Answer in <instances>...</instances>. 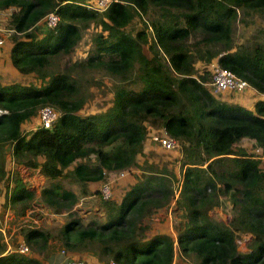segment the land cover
<instances>
[{
    "label": "trees",
    "instance_id": "16d2710c",
    "mask_svg": "<svg viewBox=\"0 0 264 264\" xmlns=\"http://www.w3.org/2000/svg\"><path fill=\"white\" fill-rule=\"evenodd\" d=\"M95 3L0 0V11L14 9L9 59L22 80L0 83L6 204L22 216L36 197L11 164L39 169L41 203L54 214L72 213L79 200L62 180L100 197L98 185L124 173L118 199L100 198L104 221L71 218L61 228L67 251L91 264H176L178 255L195 264H264V160L255 158V149L264 153V96L246 106L211 86L220 67L264 95V44L235 47L232 28L239 12L264 17V0H116L102 11L84 5ZM50 12L59 21L42 28ZM89 27L87 58L59 69ZM76 66L117 81L102 110L86 109ZM45 106L59 114L50 128L39 121ZM155 135L173 139L175 148ZM226 202L228 224L209 215ZM170 205L180 217L175 231L160 215ZM244 234L251 235L249 251L240 252ZM17 237L14 245L22 239L29 252H6L0 230V264H45L47 231Z\"/></svg>",
    "mask_w": 264,
    "mask_h": 264
},
{
    "label": "rangeland",
    "instance_id": "374dc122",
    "mask_svg": "<svg viewBox=\"0 0 264 264\" xmlns=\"http://www.w3.org/2000/svg\"><path fill=\"white\" fill-rule=\"evenodd\" d=\"M232 28L234 33L233 44L235 47L249 46L255 42H260L264 44V17L259 13L239 12L238 17L235 20ZM94 32H95L94 27H89L88 30H85V32L82 33V38L80 42H78V44L76 45L73 53L70 56H64L60 59L59 69H61V67H64L65 65L68 67H72L74 65L73 62L87 58L89 50L92 48V42L90 40L91 37L94 35ZM11 34L12 35L8 37L9 39L7 38V42H10L11 36L15 35L14 33ZM1 55H4V52L3 54L1 53ZM0 67H1L0 83H9L16 81L15 77L13 78L10 77L11 68L8 67L7 64L1 65ZM50 69L51 67L48 69V71ZM73 72L77 74V77H80L78 78V80H81V91L84 97L86 98V109L89 111H96V110H102L105 106H107V103H109L110 100L109 98L111 97L110 93L113 90L112 89L113 85L116 84L117 81L107 76L103 72L81 70L77 66L75 67ZM27 78H29L31 82L35 81L33 80L34 78L33 75H30ZM35 82L37 85L41 83V81L39 80ZM223 93H225L233 102H235V99H238L235 96V94L232 93L230 94V92H223ZM256 95L257 94L255 93H244L241 94L239 98L241 102H243V104H246V106H250V104H252L255 101ZM10 168H11L10 173L18 172L25 185L28 188L35 190L36 195H39L41 187L43 186L44 183H46L45 178L40 177L41 174L39 171H36V169L28 170L27 168H23L22 166L13 165V164H11ZM182 171H183L182 166L179 165L178 166L179 177L181 176ZM107 181L111 182L110 184H111L112 196L115 199H118V195L120 193V189L122 188V185L120 184L121 182L119 183V179H117V175L112 176ZM61 182L65 188L78 193L79 200L75 204L72 213L63 212L60 214H54L48 211H42L40 209V206H44V205L41 203V201L37 203V197H35V200L31 203L32 206H34L33 212L39 211L43 216L42 223L36 224L35 226H37V228L34 229L47 231L51 235L50 241L52 242L48 245V248L45 250L46 254H49L45 264H69L70 262L79 259H81L84 264H91L90 260L82 257L80 251H73L71 253L67 251L64 247H62L61 242L58 240V235L64 224L67 221L71 220V218L79 220L83 225H87L94 220L104 221L106 213H105V208L100 200L101 196L99 197V194L98 196L97 195L84 196V194L80 191V187L78 186L77 183L69 179L62 180ZM101 184L98 185V189L101 186ZM114 185L116 186V189H114ZM112 189H114L115 191L114 193ZM175 190L178 192V187H176ZM8 191L9 188H4V184L0 185V199H1L0 218L3 220L5 219L4 210L9 208V205L6 204L5 202ZM215 210H217V212H214ZM215 210L211 212V214L214 215L216 213V215H220L221 219L223 218L220 221L228 222L229 219L231 220L232 215L229 206L218 207ZM26 213L27 212H25V214ZM169 213L171 219V229L175 231V228L178 227L180 217L178 215V212L174 209V207L170 209ZM13 214L18 215L16 214L15 210L12 211V215ZM5 224L6 223H4L3 226L4 233H2V235L3 237H5L6 242L13 245V247L15 246L14 239L17 240L16 238H18L16 235H19L23 231L30 229V228L27 229L21 228L18 229L17 233L15 231L14 234H12L10 227L11 221L9 220V218L7 221V225ZM12 235L13 237H10ZM242 239L244 238L241 236V238L237 240V246L241 245L243 247V245L246 244V242L244 243V240ZM17 243L19 244L21 242L18 241ZM247 247L249 248V246ZM178 256L180 257L178 258ZM178 256L177 258H175L176 264H195V261L191 257H186V256L183 257L181 255Z\"/></svg>",
    "mask_w": 264,
    "mask_h": 264
},
{
    "label": "built area",
    "instance_id": "2783aa9c",
    "mask_svg": "<svg viewBox=\"0 0 264 264\" xmlns=\"http://www.w3.org/2000/svg\"><path fill=\"white\" fill-rule=\"evenodd\" d=\"M116 0H96L95 4H84L85 7L91 8L94 10L102 11L106 9L112 2ZM59 21V17L55 12L48 13L43 18V24L47 28H54ZM13 33V30L10 28L0 29V48L5 44L7 35ZM211 86L214 93H220L224 91H233V92H242L250 87L246 80L236 76L233 72L228 69L214 67ZM59 114L49 106H45L40 110L39 121L44 128H50L58 118ZM154 140L160 142V144L166 149H174L176 143L173 139L165 136H153ZM255 158H259L261 161L264 160V153L260 149H255ZM119 177H123L124 173L118 174ZM111 182L107 181L101 184L100 186V195L102 199L107 200L111 198ZM4 233V230L1 231ZM16 251L19 253L29 252V248L24 243H19L13 247V245L7 243L6 252ZM69 264H84L82 261L76 260L72 261ZM110 264H115L111 262Z\"/></svg>",
    "mask_w": 264,
    "mask_h": 264
},
{
    "label": "crops",
    "instance_id": "0c3cea01",
    "mask_svg": "<svg viewBox=\"0 0 264 264\" xmlns=\"http://www.w3.org/2000/svg\"><path fill=\"white\" fill-rule=\"evenodd\" d=\"M13 10H14L13 8H10V9L4 10V11H0V29L8 28L9 15H10V13ZM38 25H40L42 28H44L43 20H41ZM10 35H12V34H10ZM10 35H7L6 40H5V44L0 49V66L7 64V66L11 68L10 69V74H11L10 77H12V78L15 77L16 78V81H13V82H17V80L22 81L21 78L19 77V75L17 74V72L12 67L10 61H9L10 60L9 59V50H10V46H11L12 42L11 41L7 42V38ZM3 52H4V55H1V53L3 54ZM7 81H9V80H7ZM3 84H6V83H3ZM251 89L252 88L249 87L248 89H246V90H244L242 92H235V96L238 98V101L241 102L239 96H241V94H244V93H255V94H257L255 98H260V97L264 96V95H262L260 93L259 94L256 93L255 90H253V89L251 90ZM37 169H36V171H39V169L38 170ZM23 170H26V169H23ZM28 170H33V169H28ZM126 176H127L126 174L123 177H119L117 175V179H119V183L121 182L120 183L121 185H124L127 182L126 179H127L128 176L127 177ZM40 177L44 178L42 175H40ZM36 197H37V203H39L41 201L40 195H36ZM0 201H1V199H0ZM222 206H224V207L229 206L230 209H231V204L229 202H226L225 204H223V205H221L219 207H222ZM30 207H31V209L29 208L28 209L29 211L27 210L26 211L27 213L25 215H22V216L14 215V214L12 215V211L13 210L10 207L7 208L6 210H4V215H5V219L6 220L5 219L3 220V219L0 218V230L3 231L4 223H6L5 225H7L8 218L11 221L10 227H11L12 234H14L15 231L17 233L18 229H21V228L22 229H27V228L34 229V228H37V226H35V225L38 224V223H42V219H43L42 217L43 216L41 215V213L39 211L38 212H33L34 206H32V204H30ZM171 208H173L172 205H170L164 212L160 213V215H164V216L167 217V221L166 222H167V227L169 228V230L171 229V219H170V213H169ZM216 208H218V207H216ZM216 208H214L212 211H210L209 215L211 217L215 218L216 220L220 221V220L223 219V218L221 219L220 215H216V213L214 215L211 214V212H213ZM0 209H1V206H0ZM40 209L42 211H48L50 213H53L50 209H48L45 206H40ZM214 212H217V210H215ZM0 214H1V211H0ZM9 216H11V217H9ZM154 220L157 221L158 218H155ZM229 222H230V219H229L228 222H225V223L228 224ZM36 230H38V229H36ZM10 237H13V235L10 236ZM242 237L244 238L242 240H244V243L246 242V244H244L243 247L241 245L237 246V250L240 251V252H247V251H249V248L247 246H248V243L250 242L251 235L250 234L249 235L248 234H244V235H242ZM14 241H15V239H14ZM18 241L23 243L22 239H18ZM51 242L52 241L49 240V243H51Z\"/></svg>",
    "mask_w": 264,
    "mask_h": 264
}]
</instances>
